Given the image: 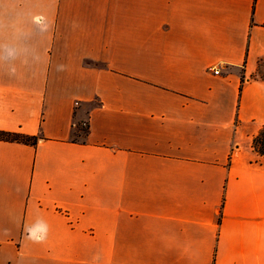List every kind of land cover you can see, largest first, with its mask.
I'll list each match as a JSON object with an SVG mask.
<instances>
[{
    "label": "crops",
    "instance_id": "crops-1",
    "mask_svg": "<svg viewBox=\"0 0 264 264\" xmlns=\"http://www.w3.org/2000/svg\"><path fill=\"white\" fill-rule=\"evenodd\" d=\"M263 128L264 0H0V264H264Z\"/></svg>",
    "mask_w": 264,
    "mask_h": 264
},
{
    "label": "trees",
    "instance_id": "trees-1",
    "mask_svg": "<svg viewBox=\"0 0 264 264\" xmlns=\"http://www.w3.org/2000/svg\"><path fill=\"white\" fill-rule=\"evenodd\" d=\"M0 140L2 141H12V142H21L25 144H34L35 140L33 138L24 137L17 134H9L0 132ZM253 148L259 155L264 158V128L253 140Z\"/></svg>",
    "mask_w": 264,
    "mask_h": 264
},
{
    "label": "built area",
    "instance_id": "built-area-1",
    "mask_svg": "<svg viewBox=\"0 0 264 264\" xmlns=\"http://www.w3.org/2000/svg\"><path fill=\"white\" fill-rule=\"evenodd\" d=\"M214 74L215 75H219L220 74V71L219 70H214Z\"/></svg>",
    "mask_w": 264,
    "mask_h": 264
}]
</instances>
